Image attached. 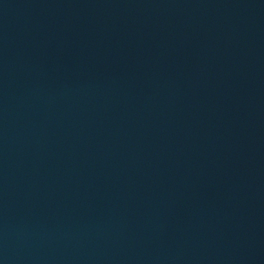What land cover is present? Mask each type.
I'll return each instance as SVG.
<instances>
[{
    "label": "water",
    "instance_id": "1",
    "mask_svg": "<svg viewBox=\"0 0 264 264\" xmlns=\"http://www.w3.org/2000/svg\"><path fill=\"white\" fill-rule=\"evenodd\" d=\"M0 264H264V0H0Z\"/></svg>",
    "mask_w": 264,
    "mask_h": 264
}]
</instances>
